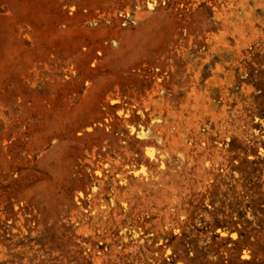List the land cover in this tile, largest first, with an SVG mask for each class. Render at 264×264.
Segmentation results:
<instances>
[{"label": "rangeland", "instance_id": "rangeland-1", "mask_svg": "<svg viewBox=\"0 0 264 264\" xmlns=\"http://www.w3.org/2000/svg\"><path fill=\"white\" fill-rule=\"evenodd\" d=\"M0 264H264V0H0Z\"/></svg>", "mask_w": 264, "mask_h": 264}]
</instances>
